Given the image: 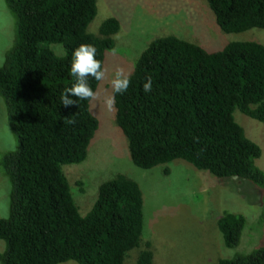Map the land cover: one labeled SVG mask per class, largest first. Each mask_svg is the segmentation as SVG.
<instances>
[{
    "label": "trees",
    "instance_id": "trees-1",
    "mask_svg": "<svg viewBox=\"0 0 264 264\" xmlns=\"http://www.w3.org/2000/svg\"><path fill=\"white\" fill-rule=\"evenodd\" d=\"M6 1L16 17V32L0 65V95L18 146L0 157V172L10 183V212L0 216V264H128L129 251L136 247L134 264H154L152 241L143 243L139 182L114 174L99 184L93 205L83 214L64 171V165L87 159L92 139L107 120L127 137L138 167L184 159L217 177L248 179L264 189V170L257 164L262 147L235 116L239 110L264 123V43L234 40L209 50L176 34L155 36L145 41L131 68H124L130 87L115 94L109 110L105 101L114 95L115 54L106 69L105 61L122 35V19L108 15L94 30L98 0ZM206 1L223 32L264 28V0ZM81 44L96 47L106 70L103 81L89 80L95 91L102 86L99 101L108 92L97 104L104 121L92 111V100L70 107L60 102L74 82L71 58ZM149 76L153 90L146 94L143 84ZM170 171L169 165L163 167L164 174ZM247 221L236 212L219 216L225 246L241 245L217 264H264V245L251 250L250 243L242 245Z\"/></svg>",
    "mask_w": 264,
    "mask_h": 264
},
{
    "label": "rangeland",
    "instance_id": "rangeland-1",
    "mask_svg": "<svg viewBox=\"0 0 264 264\" xmlns=\"http://www.w3.org/2000/svg\"><path fill=\"white\" fill-rule=\"evenodd\" d=\"M98 8L94 30L108 15L119 16L124 26L121 37L116 38L114 48L107 53L105 69L114 54L113 67L131 68L133 58L140 56L153 37L162 34H176L209 50L234 40L264 43V28L223 32L206 0H98ZM15 32V14L6 0H0V65L14 42ZM100 88L91 108L104 121L97 104L105 100L108 92L99 101ZM235 116L247 135L262 147L257 164L264 170V123L239 110ZM17 146L7 105L0 95V157ZM165 165L170 167L169 174L163 173ZM64 171L83 214L93 205L99 184L114 174L124 173L139 182L145 205L143 243L152 241L154 264H217L220 257L233 256L241 243L228 248L218 230V218L226 212L246 216V230L241 238L244 247L247 242L252 246L248 250L264 245V189L248 179L217 177L184 159L150 169L138 167L131 159L127 137L114 120H107L104 129L101 124L89 145L87 159L64 165ZM78 181H82V189ZM9 212L10 183L0 172V216L7 217ZM3 242L0 240V244ZM137 251L139 247L129 251L128 264L135 263ZM58 264L79 263L69 260Z\"/></svg>",
    "mask_w": 264,
    "mask_h": 264
},
{
    "label": "clouds",
    "instance_id": "clouds-1",
    "mask_svg": "<svg viewBox=\"0 0 264 264\" xmlns=\"http://www.w3.org/2000/svg\"><path fill=\"white\" fill-rule=\"evenodd\" d=\"M70 72L74 77L71 86L66 87L60 95V102L65 107L77 105L78 101L95 100L97 92L91 87L89 80L97 82L105 79L106 70L102 61L97 59V49L92 44H81L72 53ZM131 84V77L125 74L123 67L115 70L111 80L114 95L106 98V105L111 110L115 105V94H124ZM153 90V80L149 76L143 84V91L147 94ZM76 98V99H73ZM73 121H69L72 123Z\"/></svg>",
    "mask_w": 264,
    "mask_h": 264
}]
</instances>
